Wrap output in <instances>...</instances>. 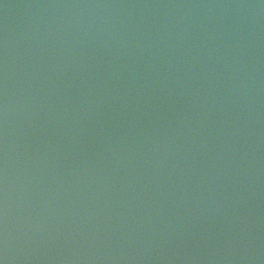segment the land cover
Segmentation results:
<instances>
[{"label": "water", "instance_id": "1", "mask_svg": "<svg viewBox=\"0 0 264 264\" xmlns=\"http://www.w3.org/2000/svg\"><path fill=\"white\" fill-rule=\"evenodd\" d=\"M0 264H264V0H0Z\"/></svg>", "mask_w": 264, "mask_h": 264}]
</instances>
